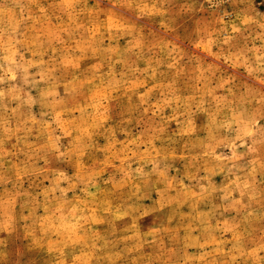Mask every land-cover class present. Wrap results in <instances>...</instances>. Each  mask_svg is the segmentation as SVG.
I'll return each mask as SVG.
<instances>
[{"label":"rangeland","instance_id":"rangeland-1","mask_svg":"<svg viewBox=\"0 0 264 264\" xmlns=\"http://www.w3.org/2000/svg\"><path fill=\"white\" fill-rule=\"evenodd\" d=\"M0 264H264V0H0Z\"/></svg>","mask_w":264,"mask_h":264}]
</instances>
